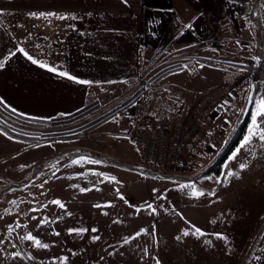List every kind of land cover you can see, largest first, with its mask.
<instances>
[{
	"label": "rangeland",
	"instance_id": "1",
	"mask_svg": "<svg viewBox=\"0 0 264 264\" xmlns=\"http://www.w3.org/2000/svg\"><path fill=\"white\" fill-rule=\"evenodd\" d=\"M247 7V10L256 8L251 18L263 30L264 0L232 2L237 14ZM200 15L202 47L199 51L186 50L179 55L171 47L154 51V63L143 66L136 86L107 104L92 102L76 117L61 118L48 125L20 124L7 110L0 109V126L5 124L10 133L24 140L14 158L23 156L29 171L40 165V171L43 169L39 171L40 176L38 173L34 177L39 176L34 180V189L22 196L26 219L19 220L17 231L29 232L33 223L31 217L49 207L52 187L53 191L62 192L58 200L70 213L67 218L79 222L71 239L78 241L77 247L84 248L83 252L87 251L88 261L84 257V264H157V261L159 264H264V142L254 136L250 144L241 148L242 139L223 164L221 178L211 173L197 180L198 185L212 191L214 186L219 187L214 197L196 195L200 191L195 183L188 182L210 168L219 156L229 137L243 122L249 98L252 102L261 99L256 90L253 94L250 89V68L255 60L243 64L250 42L243 43L239 37V46L235 44L238 29L241 31L244 26V17L234 20V24L231 22L233 34L231 31L226 35L220 32L219 24L230 23L225 19L231 17H213L206 12ZM216 30L219 32H214ZM249 33L246 36L251 41ZM215 36L216 41L209 45V38ZM232 36L237 38L232 43L234 48L224 43ZM193 88L195 96L190 93ZM205 97L211 99V105L206 113L198 115L196 107ZM148 100L171 108L178 113L179 120L194 121L200 126L211 122L216 133L201 147H190L180 166L160 169L147 164L127 135L146 117ZM213 109L221 110L216 127L210 119ZM254 110L252 103L247 120L248 134ZM120 117L124 121L118 124ZM127 122L132 128L125 125ZM237 149L240 151L233 158ZM70 151L96 153L131 169L89 155L72 159L63 156ZM96 160L100 163L91 162ZM8 162L2 160L0 165ZM241 164L246 167L242 169ZM48 170H54L53 177L48 176ZM138 171H146L147 176L141 177ZM32 172L30 176L9 178L21 182L16 185L28 184L34 179ZM229 172L233 175H227ZM52 212L39 215L34 222L40 226L35 233L47 235V242L55 249L56 225H51ZM194 228L201 229L203 235L193 234ZM184 232L189 235H183ZM7 234L9 240L12 234L10 231Z\"/></svg>",
	"mask_w": 264,
	"mask_h": 264
},
{
	"label": "crops",
	"instance_id": "2",
	"mask_svg": "<svg viewBox=\"0 0 264 264\" xmlns=\"http://www.w3.org/2000/svg\"><path fill=\"white\" fill-rule=\"evenodd\" d=\"M237 1L243 0H127V3L124 0H0V61L4 62V67L0 68V109L22 117L24 122L36 123L71 116L92 102L107 104L136 86L143 66L154 63V51L169 47L175 48L177 55L186 50L190 53L199 51L202 47L199 20L202 12L213 17H231L225 19L230 23L219 24L220 32L226 35L232 31L231 22L234 24V20L244 17L238 39L228 37L224 43L234 48L232 43L237 39L235 44L239 46V37L243 43L250 42L244 65L250 64L251 60L264 59V26L260 49L257 39L260 24L251 18L256 8L247 10V7L237 14L238 11L232 9V2ZM39 13L57 15L41 17ZM61 15L66 18L59 19ZM72 16L76 18L72 19ZM189 24L191 28L186 27ZM249 32L251 41L246 36ZM209 39V45H212L217 38ZM172 41L174 45H171ZM18 48H24L33 59L56 67L57 72H50L39 63L33 64L16 51ZM12 52L16 54L10 55ZM59 71L67 72L76 80L58 75ZM77 80L91 83H78ZM194 91L195 88L190 92L192 96L196 94ZM220 115L221 110L210 112L215 127ZM117 119L118 124L124 121L121 117ZM17 122L23 124L20 120ZM125 125L133 126L128 122ZM215 137L217 139L218 135ZM23 141L0 130V161H9L0 165V264H84V257L88 261L87 251L83 252L84 248L77 247L78 241L71 239L79 222L67 218L70 213L65 206L61 208L51 203L31 217L33 223L29 232L17 231L19 220L26 219L22 196L34 189V180L40 176L39 173L28 184L25 182L24 187H17L16 184L21 183L17 178H9L30 176L33 170L25 168L23 156L14 158ZM53 173L54 170H48V176L53 177ZM138 173L143 178L147 176L141 171ZM13 184L16 186L11 187ZM51 189V201L58 200L61 190ZM218 191L219 187L214 186L212 193H197L209 198ZM48 212L53 214L51 225H56L55 249L47 242V235L35 233L40 226L37 227L34 220ZM9 231L12 235L7 240ZM32 232L33 237L43 244L48 243V247H38L33 241L22 239Z\"/></svg>",
	"mask_w": 264,
	"mask_h": 264
},
{
	"label": "built area",
	"instance_id": "3",
	"mask_svg": "<svg viewBox=\"0 0 264 264\" xmlns=\"http://www.w3.org/2000/svg\"><path fill=\"white\" fill-rule=\"evenodd\" d=\"M257 64L258 68L253 66L250 71L252 82L261 98L264 97V61L260 60ZM210 105V98L202 99L196 107L198 115L206 113ZM145 110L146 117L139 121L127 138L140 152L145 163L160 169L180 166L187 150L204 145L215 130L211 122L200 126L194 121L179 120L174 110L159 101L148 100Z\"/></svg>",
	"mask_w": 264,
	"mask_h": 264
},
{
	"label": "trees",
	"instance_id": "4",
	"mask_svg": "<svg viewBox=\"0 0 264 264\" xmlns=\"http://www.w3.org/2000/svg\"><path fill=\"white\" fill-rule=\"evenodd\" d=\"M263 45V31L260 27V30H258V47L260 46V49ZM83 111V110H82ZM81 111V112H82ZM81 112H78L76 114H73L71 116H68V117H65V119L62 118V120H66V119H71V118H74L76 117L77 115H79V113ZM8 115L9 116H12L22 122H24L25 120L22 119V117L18 116V115H15V114H12L11 112H8ZM61 120V118H58ZM51 120L49 122H38L36 121V124H54L60 120ZM247 120L248 118L241 122V125L238 126V128L236 129V131L233 133V135L230 137V140L227 142V144L225 145V147L222 149V151L220 152L219 156L215 159V161L213 162V164L211 165L210 168H207L204 172L200 173L199 176H195L193 177L191 180H188V182H191V183H195L196 185V188L198 189V191L200 192H206V193H212V190L208 187H203V186H200L197 184V180L202 176H205V175H208V174H211L213 173L214 175H216L217 177H220L222 175V172H223V164L228 160V158L230 157V155L234 152V150L238 147L240 141L243 139V137L246 135V132H247ZM3 126H0L4 132L8 133L11 137L13 138H21L20 136L18 135H14L13 133H10V128L8 126H6L5 124L2 123ZM85 156V155H89L93 158H96V159H100L102 161H105V162H109V163H112L120 168H123V169H131L129 167H125L124 165L114 161V160H109L107 158H104L102 156H100L99 154H94V153H91V152H86V151H70V152H67L66 154H64L63 156H68L70 157L71 159L72 158H76V157H81V156ZM41 169V165L40 166H36L32 172V175L31 177L34 178L40 171ZM151 176V175H150ZM160 177L158 175H153V177ZM25 184H21V185H17V187H24Z\"/></svg>",
	"mask_w": 264,
	"mask_h": 264
},
{
	"label": "snow or ice",
	"instance_id": "5",
	"mask_svg": "<svg viewBox=\"0 0 264 264\" xmlns=\"http://www.w3.org/2000/svg\"><path fill=\"white\" fill-rule=\"evenodd\" d=\"M125 3H127V0H124ZM33 16H36V13H32ZM41 17H48V16H56V13H39L38 14ZM59 19H65V16H58ZM72 19H75V16L71 17ZM186 27L191 28L192 25L189 24ZM16 51L22 53L24 56H26L33 64H37L39 63V66L42 68H47L48 71L50 72H57V68L54 66H48L46 63L43 62H39L36 59H33V57L24 49V48H18ZM15 52L10 53V55H15ZM4 67V62L0 61V68ZM58 75L62 76V77H67L68 79H72V80H76L75 77L69 75L67 72L64 71H59ZM76 82L78 83H83V84H88L91 83L90 81H81V80H77ZM251 100V98H249ZM2 102V101H0ZM254 103V107L255 110L252 112L251 114V124L249 127V134L247 136H245L243 143L241 144V148L245 147L246 145L250 144L252 141V138L258 137L260 141L264 142V127H261V125H264V97H261V99L259 101H253ZM240 151V149H237V153H234L233 158H235L236 154H238ZM83 159V157H82ZM92 163H100V161L96 160V161H91ZM73 163H79V161H73ZM240 167L243 169L244 167H246L245 164H241ZM227 175H233V173L229 172L227 173ZM111 179H115L114 177ZM81 191H85V189H81ZM196 195H201L202 193H195ZM15 203V202H13ZM51 203H55L57 205H59L61 208L64 207L63 203H61L59 200H55L52 201ZM97 207H99V205H97ZM149 208H151V205H148ZM153 211H155V209H153ZM69 231H74V230H69ZM80 231H85L84 229H81ZM92 231H96V229H93ZM58 234V233H57ZM193 234H199V235H203V233L201 232V229L199 228H194V233ZM137 235H139V233H137ZM183 235L187 236L189 235L188 232H184ZM219 235V234H218ZM220 238H224V237H220ZM22 239L25 240H29V241H33L34 244L38 247H42V248H47L48 245L47 244H43L41 243L39 240H37L35 237H33L30 233L25 235L24 237H22ZM96 239H98V237H96ZM176 239H180V237H176ZM127 243V240L125 241ZM17 255H19V253H17ZM66 259V258H65ZM259 259V258H258ZM157 264H159V261H157Z\"/></svg>",
	"mask_w": 264,
	"mask_h": 264
},
{
	"label": "water",
	"instance_id": "6",
	"mask_svg": "<svg viewBox=\"0 0 264 264\" xmlns=\"http://www.w3.org/2000/svg\"><path fill=\"white\" fill-rule=\"evenodd\" d=\"M257 62H258V60H257ZM254 68L257 69V68H258V64H256ZM253 91H255V86H254V85H252V92H253ZM253 94H254V92H253ZM252 103H253L252 100H250V101L248 102L247 107H246V110H245V113H244L243 121H245V120L248 118V115H249L250 109H251V107H252ZM141 172L144 173V174H147L146 171H141Z\"/></svg>",
	"mask_w": 264,
	"mask_h": 264
}]
</instances>
